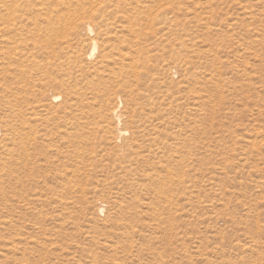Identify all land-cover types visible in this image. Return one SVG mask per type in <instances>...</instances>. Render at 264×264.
<instances>
[{"label":"rangeland","instance_id":"374dc122","mask_svg":"<svg viewBox=\"0 0 264 264\" xmlns=\"http://www.w3.org/2000/svg\"><path fill=\"white\" fill-rule=\"evenodd\" d=\"M105 6L93 36L0 27V264H264V0ZM27 108L39 171L11 141Z\"/></svg>","mask_w":264,"mask_h":264},{"label":"bare ground","instance_id":"6f19581e","mask_svg":"<svg viewBox=\"0 0 264 264\" xmlns=\"http://www.w3.org/2000/svg\"><path fill=\"white\" fill-rule=\"evenodd\" d=\"M99 2H101V3L96 4ZM111 2H114V0H0V27L3 29V33H5V32L18 33V35H20V36H23L24 32L26 34L31 33V30H32V32H33V30H38L41 33V30L45 29V30L51 31L52 33L56 34V33L60 32L61 30L63 31V30H69V29L72 30V29H76V28L77 29L85 28L93 36L94 28L92 25L94 22H96V19L98 18L96 14L97 13L105 14V15H102L100 17L106 18L107 15H106L105 11H108V9H110L111 6L106 7L105 5H106V3H111ZM22 3L33 4V6H38L39 7L38 12H42V13L44 12L45 15L47 16V18H46L47 19V26L43 27L42 25L35 23L36 21L32 25H29V24L24 25V24H22V22H20V21L18 22L16 19H14L15 16L10 15V14L16 13L17 11L15 10V8H18L20 5L22 6ZM37 3H39V4L37 5ZM115 10H117L116 6H115ZM39 15H40V13H39ZM8 17H10V18L12 17L13 20L11 19V22H9L8 20H6ZM101 23H99L98 25H100ZM24 39H26V38H24ZM96 50H97V46L95 43L94 49H93V55L95 54ZM89 84L93 85L95 83L90 82ZM78 95L81 96V94H79V93H78ZM59 98L60 97H55L54 99L57 101ZM94 101H98L97 96L95 97ZM79 102L83 103L85 101L82 100ZM86 104L92 105V104H90V101H88V100H86V102L84 103V105H86ZM121 108H122V105L120 102L119 106L113 107L110 110L112 117H114L116 119V121L119 125H121V123H123V122L130 123L133 125L139 124L141 122V119L136 118L135 112L131 116V115H128L126 113V111H121ZM28 110L29 109L27 108L25 110L21 109V111H19L18 117L20 116L22 129L20 130V132H19V129L15 130V138L12 139L11 141L13 142V144L16 146V148L19 151L17 162L22 163L24 168H26L28 166V164H30L32 162V164H31L32 168L31 167H29V168H31V170H37L38 163H39L38 159H39V157L42 156V152H43L42 146H40L39 145L40 143H38V142L44 143V141H48V140H46V139H48V135L47 134H41L40 136H38V134L40 132H36V128H34L35 126H33V124L43 122L44 120L41 118V114H38L37 109H33L32 113H28ZM88 111L95 112L96 109L93 107H90V109ZM81 113L82 114L85 113V110L83 108H81L79 103L74 104V105L72 104V106H70L69 114H71V115L73 114L74 119H76V120L80 119L81 117L79 116V114H81ZM138 128L141 129V126ZM118 134L121 137L123 135H125L123 130H120ZM121 137H120V139H121ZM135 149H136V147H135ZM79 156H80V154H79ZM9 163L12 164L11 159L9 160ZM37 171H39V170H37ZM30 173H32V172H30Z\"/></svg>","mask_w":264,"mask_h":264}]
</instances>
